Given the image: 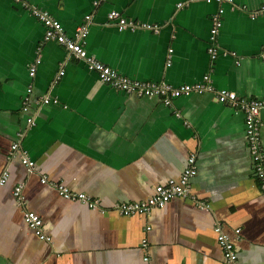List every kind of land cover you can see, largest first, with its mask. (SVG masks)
Instances as JSON below:
<instances>
[{"label":"crops","instance_id":"1","mask_svg":"<svg viewBox=\"0 0 264 264\" xmlns=\"http://www.w3.org/2000/svg\"><path fill=\"white\" fill-rule=\"evenodd\" d=\"M26 1L70 37L90 15L87 53L127 78L178 87L209 73L218 90L264 99V13L252 18L241 10H257L264 0L224 5L213 68L206 50L214 0ZM110 11L156 25L158 32L119 31L108 23ZM43 35L28 11L0 0V175L8 173L0 186V264H226L216 223L233 241L237 264H264V191L252 174L244 114L212 93L181 96L166 106L118 92ZM38 54L30 78L27 68ZM29 86L31 100L48 94L57 103L23 111ZM259 120L264 152V108ZM13 144L19 150L10 156ZM22 152L34 162L33 172L22 165ZM192 153L190 190L205 207L178 198L147 216L112 211L115 203L143 201L177 179ZM41 175L97 198L106 212L62 198L40 183ZM18 185L22 206L12 195ZM24 211L41 218L49 241L24 222Z\"/></svg>","mask_w":264,"mask_h":264},{"label":"built area","instance_id":"2","mask_svg":"<svg viewBox=\"0 0 264 264\" xmlns=\"http://www.w3.org/2000/svg\"><path fill=\"white\" fill-rule=\"evenodd\" d=\"M10 1L14 4H18L21 8L28 11L42 24L44 28L43 41L45 43L54 42L62 46L74 61L83 62L88 69L96 73L100 82L110 86L118 92H123L135 97L158 98L166 106H171L173 100L181 96H186L192 93H212L214 94L216 102L242 112L244 114L246 144L250 154L252 174L256 179L259 188L264 191V152L261 145V124L259 120L260 110L264 108V99L245 100L237 97L234 92L228 90H218L213 86L209 73L202 77L201 82L184 84L178 87H173L164 82H144L127 78L87 53L85 44L88 35V25L91 22L90 15L85 16L84 25L79 26L74 35L70 37L65 33L61 24L47 12L30 6L26 0ZM206 1L211 2L212 0ZM214 1L218 4V9L215 14L212 15L210 20L208 45L206 50L212 64V68L215 60L220 54L218 38L222 27L224 5H228L230 9L235 8L233 0ZM241 10L247 12L250 17L255 18L264 13V4L257 10L251 11L245 7H242ZM107 19L108 23L114 24L119 31L135 32L137 30H148L153 33L158 32L156 25L129 20L117 11H110L107 15ZM171 53L172 49H169L167 53V65L170 63ZM221 53L223 54L225 52ZM230 55L235 56V53L232 52ZM40 60L41 55L38 54L32 64L28 66L27 71L30 78L34 77ZM62 75L63 72H59V76ZM31 95L32 87L29 86L26 89V97L21 102L23 111H27L31 106L42 108L50 104H56L58 101L57 98L51 97L48 94L36 95L31 100ZM27 123L32 124L31 118L27 119ZM18 150L19 145L13 144L9 155L12 156L13 153ZM195 162V154L192 153L187 157L184 168L177 179H170L164 185L156 186L153 194L143 201L115 203L112 207V211L120 216L126 217L133 215L147 216L153 209L160 208L170 200L178 198L190 199L191 201L193 200L199 208L205 207V204L202 201H197L195 199L190 190V181L196 175ZM21 163L26 167L28 172L34 171V162L28 158L25 152H22ZM7 179L8 173L3 172L0 175V186H3ZM39 181L42 185L48 184L51 186L62 198L66 200L79 201L86 205L90 210H96L100 213L106 212V210L101 207L100 201L97 198H91L84 193L72 192L62 185V183L49 182L48 179L42 175L40 176ZM21 189L22 185H18L12 190V195L19 206L23 205ZM23 220L30 227V229L34 230L36 236L42 240L49 241V238L43 234L42 220L37 214L30 211H24ZM146 230H149V228L147 227ZM213 232L226 264H237V251L234 243L230 237L222 231L221 225L218 223L214 224ZM238 232L239 231L237 230L236 233ZM145 244L146 242L143 240L142 245L145 246Z\"/></svg>","mask_w":264,"mask_h":264}]
</instances>
